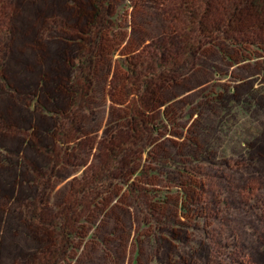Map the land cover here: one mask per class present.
I'll return each instance as SVG.
<instances>
[{
  "label": "rangeland",
  "instance_id": "1",
  "mask_svg": "<svg viewBox=\"0 0 264 264\" xmlns=\"http://www.w3.org/2000/svg\"><path fill=\"white\" fill-rule=\"evenodd\" d=\"M81 3L85 4L84 0H0V264H28L14 258L20 247L33 245V251L36 244L32 239L51 243L61 229L68 234L71 229L68 209L74 206L75 211V205L68 206L61 215L57 209L58 195L62 193L65 203H70L69 183L79 180L82 172L91 167L94 152L87 154L86 136H76L77 131L86 127L90 130L98 127L99 139L106 117L101 100L105 84L99 87L101 93L92 112L83 115L75 109L68 114L69 79H78L76 99L82 104L87 91L82 77L105 79L103 57L98 61L93 47L88 52L83 49L80 61H74L78 47L70 44L76 38L72 21L77 13L74 6L82 7ZM142 17L144 22L159 19L156 10L148 9ZM144 31L143 48L159 36L153 27ZM113 46L109 49L112 54H108L111 56L108 79H114L118 59L129 54L123 52L124 47ZM101 53L106 54L103 50ZM89 54L94 56L93 61L87 59ZM210 54L208 60L220 65L216 62L217 54ZM236 59L233 67L219 66L216 75L210 69L208 72L195 69L181 82L178 91V95L192 92L187 96L193 99L195 93L209 87L212 91L223 88L218 95L220 107L211 105L215 102L211 98H203V105L209 104H206L210 112L207 122L215 125L217 121L230 120V135L239 134L236 139L243 155L246 154L239 157L230 151L222 164L213 163L209 168L197 169L193 177L181 178L190 199L199 204L202 214L198 215L205 218V234L176 230L174 236L182 240L179 246L170 243L165 251L160 245H167L168 241L161 238L159 251H154L148 244V236L158 233L156 226H141L137 207L121 191L120 201L115 203L111 199L104 217L102 212L90 215L93 221L85 224L80 235L84 238L74 241V251L68 252L63 264H153L154 256L161 264H264V58L257 59L256 64ZM248 99L256 104L251 117L237 115L231 104H244ZM58 112L63 117L57 123ZM86 119L90 121L85 127ZM201 120L202 116L194 110L183 124L185 130L194 129ZM54 124L58 125V131L53 140ZM73 163L75 166H70ZM35 185L42 192L31 204L28 198L34 197ZM24 212L28 214L25 218ZM79 214L76 211V218ZM144 217L150 223L149 214ZM178 219L182 226L191 223L183 216ZM164 229H160V234L166 235ZM191 240L195 241L192 248L198 244L206 250L205 255L186 253ZM169 241L176 242L173 238ZM136 251L139 257L135 263ZM34 254L29 253V257ZM52 256L53 253H41L34 264H54Z\"/></svg>",
  "mask_w": 264,
  "mask_h": 264
},
{
  "label": "trees",
  "instance_id": "2",
  "mask_svg": "<svg viewBox=\"0 0 264 264\" xmlns=\"http://www.w3.org/2000/svg\"><path fill=\"white\" fill-rule=\"evenodd\" d=\"M84 3H81L82 7L74 6L77 13L72 27L76 38L70 43L78 47L74 61H80L83 49L88 52L93 47L98 61L103 57L105 79L82 77L87 88L83 104L76 99L78 79H69L68 114L75 109L83 115L92 112L101 91L99 87L104 83L101 100L106 107V117L99 139L98 127L86 129L90 119H86V128L82 132L77 131L76 138L86 136L88 140L87 154L93 151L94 155L90 169L68 185V197H72V201L65 203L63 194L58 195L57 209L61 215L68 206L75 205V211L74 206L68 209L71 229L67 235L61 229L57 237L50 240L51 243L32 239L37 245L33 247L36 250H31L33 245L20 247L18 256L14 258L26 260L28 264H34L41 253H53L54 264H63L68 259V252L74 251V241L83 237L80 235L85 224L93 221L90 215L102 212L104 217L107 214L104 210L111 199L115 203L120 201L121 191L137 207L139 224L156 226L158 233L148 236V244L154 247V251H159L161 238L168 241L167 245H160L165 251H168L170 243L179 246L182 240L174 236L176 230L194 234L199 231L203 236L206 232L203 227L205 218L198 215L201 213L199 204L190 199L181 178L193 177L197 169L201 171L213 163L222 164L230 151L246 157L236 139L239 134L230 135V120L225 123L217 121L215 125L207 122L210 112L206 104H209L203 105V98H211L215 101L211 105L220 107L218 95L222 94L223 88L212 91L209 87L195 93L193 99L187 96L192 92L178 95V91L181 82L195 69L204 72L210 69L216 75L223 64L235 66L236 58L253 61L254 64L257 59L264 58V0H84ZM145 9L156 10L159 19L144 22L142 15ZM150 27L159 36L143 48L146 44L144 28ZM110 36L112 41L108 40ZM114 44L124 47L123 52L129 54L118 59L114 79H108L111 70V56L108 54H112L109 49ZM102 50L106 52L105 56ZM211 52L217 54L216 62L220 65L208 60ZM94 56L89 54L87 59L93 61ZM231 105L237 115L248 118L256 106L255 101L249 99L244 104ZM194 110L203 121H197L194 129L185 130L183 124L189 121ZM60 117L63 113L55 116L57 123ZM52 127L54 140L58 125ZM239 130L245 133L242 128ZM62 154L60 151V156ZM70 166L74 167L75 163ZM35 187L34 197L28 198L31 204L40 198L42 192L39 186ZM172 196L176 200L171 202ZM221 204L225 205L222 201ZM168 210L173 213L168 214ZM76 211H80L78 218ZM145 213L152 218L150 223L145 221ZM26 216L28 214L24 212L23 217ZM182 216L191 223L182 226L178 219ZM161 228H165L166 235L160 234ZM172 238L175 243L169 241ZM194 242H189L186 253L190 256L205 255L206 250L198 244L192 248ZM31 252L35 253L32 258L29 257ZM134 257L136 263L139 252L136 251ZM151 261L161 264L157 256Z\"/></svg>",
  "mask_w": 264,
  "mask_h": 264
}]
</instances>
